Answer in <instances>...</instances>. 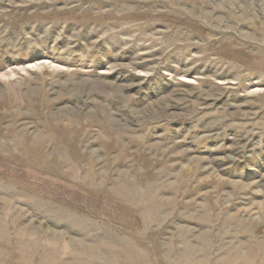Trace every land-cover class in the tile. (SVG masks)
I'll return each mask as SVG.
<instances>
[{
	"label": "rangeland",
	"instance_id": "obj_1",
	"mask_svg": "<svg viewBox=\"0 0 264 264\" xmlns=\"http://www.w3.org/2000/svg\"><path fill=\"white\" fill-rule=\"evenodd\" d=\"M0 264H264V0H0Z\"/></svg>",
	"mask_w": 264,
	"mask_h": 264
}]
</instances>
